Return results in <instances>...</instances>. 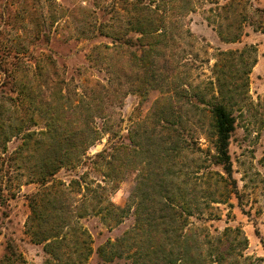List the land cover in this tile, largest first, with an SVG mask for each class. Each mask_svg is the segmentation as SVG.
<instances>
[{
  "label": "rangeland",
  "instance_id": "374dc122",
  "mask_svg": "<svg viewBox=\"0 0 264 264\" xmlns=\"http://www.w3.org/2000/svg\"><path fill=\"white\" fill-rule=\"evenodd\" d=\"M127 1L0 0V264H46L27 223L31 198L54 185L49 198L62 190L59 204L91 238L87 264H174L185 221L192 264H264V0H161L169 77L114 44L136 12ZM250 47L223 62L247 81L246 97L231 99L228 175L213 164L206 101L222 53ZM63 155L76 165L57 168ZM140 214L149 242L104 260L99 248L131 240Z\"/></svg>",
  "mask_w": 264,
  "mask_h": 264
},
{
  "label": "trees",
  "instance_id": "16d2710c",
  "mask_svg": "<svg viewBox=\"0 0 264 264\" xmlns=\"http://www.w3.org/2000/svg\"><path fill=\"white\" fill-rule=\"evenodd\" d=\"M133 10L135 12L134 17L130 22L127 34L115 33L116 39L114 44L120 47H126L132 49L130 52V58L135 60L140 66L153 67L163 64V72L165 77H169V72L172 68H175L172 64L173 58L167 51L169 43V34L167 23L169 17L166 15H159L158 6L161 0H131ZM233 4V3H230ZM258 13V10L255 11ZM123 33V32H120ZM131 35V36H130ZM123 39H122V38ZM237 38V37H236ZM232 40V39H231ZM235 40V39H233ZM254 47H250L242 52H227L222 53V60L217 62L215 65L217 76H216V91L213 88L212 97L207 102V113L210 115L211 123L210 130L214 140L215 156L214 165L221 166L223 171L230 175L232 172V163L230 156V142L233 133L236 130V117L234 115L233 106L231 104L232 95L238 92H244L242 94L246 97L245 90L247 88V81L239 84L238 79L235 77H228V71H224L225 65L223 62L230 56L244 57L249 52H253ZM10 55L13 49L8 48ZM249 62V61H248ZM257 59H252L249 62V67L255 65ZM178 69V66L176 67ZM13 73L8 67V76L11 77ZM249 71L247 72V75ZM246 75V73H245ZM24 93L27 95L30 93L26 88ZM172 89L170 90V92ZM15 92V91H14ZM169 94V93H168ZM173 91L170 97H175ZM243 97V98H244ZM11 100L13 97H10ZM14 102V101H13ZM16 103V102H14ZM176 114L174 113V116ZM31 137V135H29ZM94 142V141H93ZM71 144V143H70ZM93 145V143H90ZM90 145V146H91ZM75 146V144L73 145ZM103 156V153L98 154L96 157ZM71 155H64L58 161L57 168L63 167L64 164L76 165L77 160L69 159ZM68 162V163H67ZM56 170V169H55ZM55 171L48 174H44L41 178L40 184L46 187L49 184L48 180L52 178ZM72 186L79 187L82 190V185L78 181H72ZM52 187H46L42 192L39 191L30 200L31 215L27 223V232L33 238L34 242L38 244L45 243V250L50 255V258L46 261V264H87L90 256L93 253L91 245V238L86 230H82L81 227L77 226V223L73 220L70 211L66 210L63 205L59 204V198L64 194L62 190L59 193L61 195L55 196L50 199V195L53 194ZM50 189V190H49ZM90 190L89 187L87 189ZM48 203L51 206V210L48 212L47 207L43 203ZM179 205L189 210L187 203L179 202ZM113 208L125 212V209L112 205ZM172 208V207H171ZM176 210V209H175ZM178 212V211H176ZM84 214H80L79 218L84 217ZM117 222H121L122 219L118 216ZM182 216V215H181ZM137 224L135 225L132 233L131 240L123 238L115 242H108L99 248L100 256L106 261H114L116 250L122 246L130 244V248H141L146 241L151 239L153 236V228L150 223H146L142 220L141 214L139 216ZM187 222L183 223L182 227H185ZM181 227L180 235L178 236L179 242H181L180 251L175 256L174 264H192L191 254L184 244L185 240V228ZM84 235L88 236L85 237ZM75 237L74 239H72ZM135 255L137 253H134ZM22 256L20 255L21 259ZM8 255V260H10ZM133 264H141L137 260Z\"/></svg>",
  "mask_w": 264,
  "mask_h": 264
}]
</instances>
